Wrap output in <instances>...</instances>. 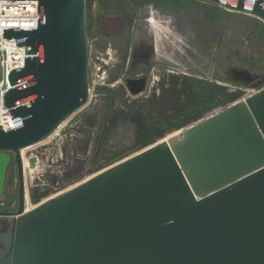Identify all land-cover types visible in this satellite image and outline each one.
<instances>
[{
    "label": "water",
    "instance_id": "obj_1",
    "mask_svg": "<svg viewBox=\"0 0 264 264\" xmlns=\"http://www.w3.org/2000/svg\"><path fill=\"white\" fill-rule=\"evenodd\" d=\"M37 1L36 30L3 34L27 55L5 96L16 128L0 130V197L12 156L20 183L1 264H264V87L26 211L21 151L90 97L87 0ZM204 1L264 23V0Z\"/></svg>",
    "mask_w": 264,
    "mask_h": 264
},
{
    "label": "rangeland",
    "instance_id": "obj_2",
    "mask_svg": "<svg viewBox=\"0 0 264 264\" xmlns=\"http://www.w3.org/2000/svg\"><path fill=\"white\" fill-rule=\"evenodd\" d=\"M122 1L132 2L136 12L123 15L120 6L108 12L99 0L93 2L91 21L87 23L88 103L70 116L57 133L21 151L25 165L26 211L226 108L222 106L220 94H237L240 101L264 87V83L258 87L246 85L236 81L234 76L229 81L200 73L196 82L191 81L196 78L184 76L189 80L184 78L179 89L158 83L161 100L149 101L146 97L151 85L157 77H162L155 70L146 74L148 89L144 93H131L126 85L127 78L142 77L143 73L140 70L131 73L130 44L123 49L105 47L100 35L119 41L122 38H118V34L130 31V42L133 37L140 40L149 35H155L158 41L168 37L166 42L162 41L164 45L172 42L179 46L184 42L191 46L192 42L200 48V63L211 58L215 51L211 46L219 43L223 48L221 55L227 56L233 65L245 68L262 59L264 69V26L253 16L232 12L204 0H186L188 7L184 9L159 4L158 0H119V3ZM153 19L167 30L156 33L151 23ZM216 50L221 49L217 47ZM190 88L195 90L189 94L184 91ZM213 102L215 107L211 106ZM198 110L204 114L198 116ZM31 157L37 159L36 166L30 164ZM10 176L7 190L12 192L16 185L13 167ZM31 195H35V199Z\"/></svg>",
    "mask_w": 264,
    "mask_h": 264
},
{
    "label": "flooded vegetation",
    "instance_id": "obj_3",
    "mask_svg": "<svg viewBox=\"0 0 264 264\" xmlns=\"http://www.w3.org/2000/svg\"><path fill=\"white\" fill-rule=\"evenodd\" d=\"M127 34V32L118 34L117 37L122 39L118 41L112 38V42H110L109 46L111 45L122 48L123 46H129L130 44L129 64L131 67V73H135L136 71L140 70L141 73H143V76L137 77L135 75L133 77L127 78L126 85L130 90V87L128 85L129 80H145L144 89L138 95L144 93L148 89V76L146 74H151L153 73V71L157 70L162 75V77H157L154 84L151 85V89L148 93L149 95L146 97L149 101L158 100L159 102L161 100V90H159L158 92L157 88L158 83L164 85V87L166 88H171L176 85L180 87L185 77L196 78L193 79V81H196L200 79V73L204 76L206 75L207 77H221L224 80L229 81L230 77L234 76L236 81L244 82L246 85H252L256 87L260 86L261 83L264 82V69L261 67V63H263L261 62L262 59L258 60L259 62L249 64L245 68H239L238 66L233 65L232 61L227 58V56L221 55L220 52L223 51V48H221L222 46L219 43L213 44L211 46L215 50L214 53H212L211 58H208L207 60H204L203 63H200L198 55V49L200 48L197 44H194L192 42L191 46L189 44H184V42H181L179 46L174 45L172 42L168 45H164L162 44V41L166 42V39L169 38L164 36V40L158 41L155 35H149L147 37H143L140 40H137L136 37H133L132 41L130 42V40H127ZM222 39H224V37ZM220 40L219 42L222 41ZM115 41H118L117 45L114 44ZM168 46H170L171 49ZM217 47H219L221 50H216ZM168 54L170 56H168ZM194 73L197 74L193 75ZM188 78L187 80H189ZM131 86L133 88L139 87L134 83L131 84ZM12 167L15 171L14 182L16 183V185L14 190L12 192H9L7 188L11 182L10 171ZM19 189L20 183L18 166L15 160V156H12L11 164L8 167L5 188L2 196L0 197V264L9 257V249H12L17 219L15 213L18 211L20 202ZM31 197L32 199H35V195H31ZM26 205L27 196L25 208ZM26 209L28 210V208Z\"/></svg>",
    "mask_w": 264,
    "mask_h": 264
},
{
    "label": "built area",
    "instance_id": "obj_4",
    "mask_svg": "<svg viewBox=\"0 0 264 264\" xmlns=\"http://www.w3.org/2000/svg\"><path fill=\"white\" fill-rule=\"evenodd\" d=\"M38 25L37 0H0V130L3 127L4 132L16 128L11 113L5 106V96L11 89L9 75L25 68L27 55L26 48L18 46L16 38H4V30H36Z\"/></svg>",
    "mask_w": 264,
    "mask_h": 264
},
{
    "label": "trees",
    "instance_id": "obj_5",
    "mask_svg": "<svg viewBox=\"0 0 264 264\" xmlns=\"http://www.w3.org/2000/svg\"><path fill=\"white\" fill-rule=\"evenodd\" d=\"M101 3H102V5L106 8V10H108V12H111V11H113L114 10V8H116L117 6H120V8H121V12H122V14L123 15H129V14H134L135 12H136V6L135 5H133V3L131 2H129V1H122V3H119V0H99ZM150 1H152V0H150ZM93 2H94V0H87V21L90 23V21H91V13H90V11H91V8H92V5H93ZM158 2H159V4H162V5H171V6H173V7H175V8H187L188 7V4L186 3V0H158ZM119 4V5H118ZM257 21V23L258 24H261L262 26H264V23L262 22V21H260L259 19H256ZM153 22V23H152ZM151 23H152V27L154 28V30H155V32L156 33H161L162 32V30H163V32L164 31H166L167 29H164L160 24H159V22H157V21H155L154 19L151 21ZM256 27H258V26H256ZM170 33V32H169ZM130 35H131V33H130V31L128 32V34H127V40H130ZM100 37H101V39H102V42H104V45H105V47L107 46V45H109L110 44V42H112L111 41V39L108 37V38H106V36H103V35H100ZM114 44L115 45H117L118 44V42H114ZM116 79V78H115ZM114 79V80H115ZM186 79V78H185ZM187 80V79H186ZM191 81H193V80H191ZM184 82V81H183ZM194 82H196V81H194ZM204 83V82H203ZM182 85H183V83H182ZM181 85V86H182ZM202 85H205V84H202ZM180 86V87H181ZM174 87H176V89H179V86H174ZM173 87V88H174ZM214 88V90H216L215 89V86L213 87ZM219 89H221V88H218V90ZM195 89H192V88H190V90H184L186 93H188V92H190V91H194ZM196 93H197V90H196ZM189 94V93H188ZM220 96V98H221V100H223V103H222V106H224V107H227V106H229V105H231V104H233V103H235V102H237L239 99H240V97L237 95V94H229V95H223V96H221V94L219 95ZM215 99H216V97H215ZM215 99H214V101H215ZM208 105V104H207ZM211 106L212 107H215L214 106V102H213V104H211ZM220 106V105H219ZM198 116H200V115H203L204 114V111H200V110H198ZM202 118V117H201Z\"/></svg>",
    "mask_w": 264,
    "mask_h": 264
},
{
    "label": "bare ground",
    "instance_id": "obj_6",
    "mask_svg": "<svg viewBox=\"0 0 264 264\" xmlns=\"http://www.w3.org/2000/svg\"><path fill=\"white\" fill-rule=\"evenodd\" d=\"M60 127H61V126H60ZM60 127H59V128H60ZM59 128H58V129H59ZM58 129H57L54 133H57V132H58ZM54 133H53V134H54ZM181 133H182V131H181V132H177L174 136L176 137V136L180 135ZM168 140H169V138H168ZM41 143H42V142H41ZM32 147H33V146H32ZM26 149H28V148H26ZM24 150H25V149H24Z\"/></svg>",
    "mask_w": 264,
    "mask_h": 264
}]
</instances>
